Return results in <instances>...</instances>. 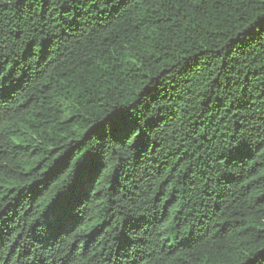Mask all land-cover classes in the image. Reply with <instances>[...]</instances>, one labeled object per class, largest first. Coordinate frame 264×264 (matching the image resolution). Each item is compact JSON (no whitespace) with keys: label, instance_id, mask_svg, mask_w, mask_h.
<instances>
[{"label":"trees","instance_id":"16d2710c","mask_svg":"<svg viewBox=\"0 0 264 264\" xmlns=\"http://www.w3.org/2000/svg\"><path fill=\"white\" fill-rule=\"evenodd\" d=\"M261 248L264 0H0V264Z\"/></svg>","mask_w":264,"mask_h":264},{"label":"snow or ice","instance_id":"6c2138e0","mask_svg":"<svg viewBox=\"0 0 264 264\" xmlns=\"http://www.w3.org/2000/svg\"><path fill=\"white\" fill-rule=\"evenodd\" d=\"M252 264H264V248L260 249V255L253 259Z\"/></svg>","mask_w":264,"mask_h":264}]
</instances>
